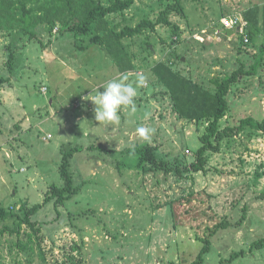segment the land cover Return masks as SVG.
Returning <instances> with one entry per match:
<instances>
[{"label":"rangeland","instance_id":"1","mask_svg":"<svg viewBox=\"0 0 264 264\" xmlns=\"http://www.w3.org/2000/svg\"><path fill=\"white\" fill-rule=\"evenodd\" d=\"M112 1L0 0V76L7 80L0 86V206L20 217L42 206L30 218L34 227L1 237L0 264H191L203 249V264H264V247L252 248L264 239V132L247 127L223 139L218 153H206L205 173L189 172L207 124L179 119L151 72L158 62H173L174 71L209 87L239 68L250 71L264 46V0H139L96 22L88 35L66 31V21L81 23L93 6ZM167 6L179 40L162 25L114 38L142 20L155 22ZM254 8L261 32L249 45L199 42L220 17ZM138 72L148 83L138 89L136 112L122 110L117 124L96 122L88 95ZM226 100L221 129L264 118V58ZM139 125L154 130L150 140L136 135ZM137 146L154 148L168 170L124 154ZM73 147L80 148L70 159L74 195L44 204L64 186L59 167Z\"/></svg>","mask_w":264,"mask_h":264},{"label":"trees","instance_id":"2","mask_svg":"<svg viewBox=\"0 0 264 264\" xmlns=\"http://www.w3.org/2000/svg\"><path fill=\"white\" fill-rule=\"evenodd\" d=\"M139 0H113L109 6L103 7L101 5H95L90 9L86 15L83 17L81 23H73L66 21V31L79 33L83 35H88L90 27L101 19L105 18L109 14L117 13L119 11L128 10L135 2ZM173 6H167L165 11H163L155 22L142 20L135 27H125L122 31L114 36L115 39L120 38H131L133 36H138L146 29L154 31L155 27L158 25L166 26L168 28H173L172 35L176 36L179 40L180 28L171 25L169 21V16ZM23 28L22 30L27 33L29 32L31 26V19L29 17V11L23 8ZM258 14V9L254 8L248 10L245 13V20L248 26L247 35L251 40L252 37L261 32L257 28L258 20L256 18ZM262 17L264 19V7L262 9ZM264 29V21H263ZM30 40L34 39L35 36L31 33L29 36ZM236 39V37H234ZM93 42L98 43V37L93 38ZM174 43V42H173ZM13 50H10L7 60V69L11 74L13 71L14 62ZM264 58V46L259 49L257 56L255 57V62L251 67L250 71L243 72L241 68L233 72L230 76L224 77L223 79H212L209 83L211 88L205 87L200 83L194 82L191 78L183 76L180 72L174 71L172 66L173 62L156 63L152 69V75L160 83L169 94L172 100V106L174 112L177 114L178 118L188 122H205L207 124L206 133L200 138L201 147L195 153V160L191 162L188 166V171L191 173H205L206 171V153H218L220 148V141L225 138L235 137L245 128L249 127L256 131L264 132V118L262 120H255L251 117L243 118L239 120L236 126H226L224 128L219 127V122L226 116L228 111V102L226 96L229 93L230 87L236 83L243 74L256 73L259 69L261 62ZM7 80L0 76V86L4 85ZM211 139L214 140L211 141ZM135 149L134 154H130L132 149ZM124 150V154L134 156L137 158L139 163L147 162L149 165L153 166L155 169L168 170L167 163L165 161H158L155 155L154 148L148 146H137ZM80 152V148L73 147L71 150L65 152L62 156V162L59 167L60 177L64 183L62 188H53L54 191L51 197L45 199V203L52 199H55V206L61 204L72 198L75 193V187L73 182V177L69 171L70 159L76 153ZM178 174L180 170L176 169ZM264 199V193L262 195ZM41 205L34 206L29 209L23 210V217H20L17 213L8 211L6 208L0 206V239L5 235H16L20 234L19 228L21 225H27L34 227L37 223L30 220L31 216H34ZM9 219L16 220L17 225L9 227L5 224ZM223 227L222 224L219 225ZM262 248L264 247V239L258 241L252 245V248ZM205 249L201 251L197 259L191 264H203V253ZM223 264V263H222Z\"/></svg>","mask_w":264,"mask_h":264},{"label":"clouds","instance_id":"3","mask_svg":"<svg viewBox=\"0 0 264 264\" xmlns=\"http://www.w3.org/2000/svg\"><path fill=\"white\" fill-rule=\"evenodd\" d=\"M148 76L143 72H138L135 79L130 81L128 73H122L118 79L108 81L102 86L103 90H96L95 94H90V100L94 105V119L96 122L117 124L120 121V112L124 109L135 113L137 110L135 99L138 89L146 86ZM150 114H145V119ZM136 135L147 141L153 134V129L139 125L135 129ZM133 148L130 154H134Z\"/></svg>","mask_w":264,"mask_h":264},{"label":"built area","instance_id":"4","mask_svg":"<svg viewBox=\"0 0 264 264\" xmlns=\"http://www.w3.org/2000/svg\"><path fill=\"white\" fill-rule=\"evenodd\" d=\"M247 32L248 26L243 15L241 13H233L232 15L220 17L216 22L203 29L197 38L199 42L205 41V37H207L210 40L232 43L235 41L234 37H236L240 46L245 47L250 44Z\"/></svg>","mask_w":264,"mask_h":264}]
</instances>
